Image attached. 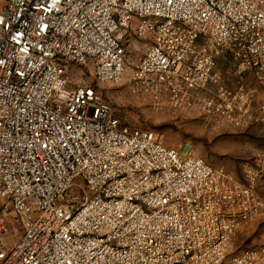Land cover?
I'll return each mask as SVG.
<instances>
[{
  "label": "built area",
  "instance_id": "1",
  "mask_svg": "<svg viewBox=\"0 0 264 264\" xmlns=\"http://www.w3.org/2000/svg\"><path fill=\"white\" fill-rule=\"evenodd\" d=\"M222 56L264 94V0H0V264H264V246L231 257L264 211L261 164L235 180L68 74L129 73L156 108L264 129V102L220 85Z\"/></svg>",
  "mask_w": 264,
  "mask_h": 264
},
{
  "label": "rangeland",
  "instance_id": "2",
  "mask_svg": "<svg viewBox=\"0 0 264 264\" xmlns=\"http://www.w3.org/2000/svg\"><path fill=\"white\" fill-rule=\"evenodd\" d=\"M92 72L90 63L68 66L74 84L84 81L93 86L121 126L152 132L164 146L182 154L196 155L241 182L247 181L246 171L254 164L257 151L260 159H264V129L260 126L253 125L244 131L219 128L186 111L156 108L148 98L133 91L128 82L129 73L116 83L104 84L96 82ZM224 72L233 71L231 67H225ZM13 241L17 242L18 238L15 236ZM261 246H264V223L255 221L237 234L231 257L237 256L241 250Z\"/></svg>",
  "mask_w": 264,
  "mask_h": 264
},
{
  "label": "crops",
  "instance_id": "3",
  "mask_svg": "<svg viewBox=\"0 0 264 264\" xmlns=\"http://www.w3.org/2000/svg\"><path fill=\"white\" fill-rule=\"evenodd\" d=\"M216 63L217 71L219 72L220 77V85L223 88L232 92H236L239 88H241L249 95L253 109L256 108L259 103L264 102V94H262L257 80L252 72H249L240 78L235 72L234 64L229 59L222 56L217 58ZM225 67H231L233 72H224ZM259 154L260 152L257 151V158L255 159L253 165L261 164L262 171H264V159H259ZM254 188L260 193L262 198H264V177L255 182ZM256 222L264 223V211H262Z\"/></svg>",
  "mask_w": 264,
  "mask_h": 264
}]
</instances>
